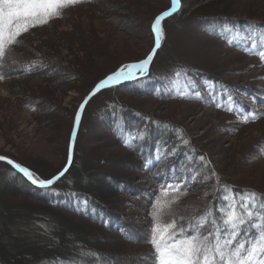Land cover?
I'll use <instances>...</instances> for the list:
<instances>
[{
  "label": "trees",
  "instance_id": "trees-1",
  "mask_svg": "<svg viewBox=\"0 0 264 264\" xmlns=\"http://www.w3.org/2000/svg\"><path fill=\"white\" fill-rule=\"evenodd\" d=\"M110 1L113 2V5L111 4L113 8L107 7ZM117 1L129 5L124 0ZM117 1L82 0L81 3L62 10L61 17L53 18L48 23L30 28L23 33L18 37L21 43L13 46L14 50L6 61L0 62V75L4 76L0 79V85L8 87L18 83L15 81L17 77L40 72L44 74L45 67L28 68L27 62L34 56L26 57L23 51L41 50L45 40L39 33L48 29L56 30L61 21H71L75 18L73 10L77 8H86L90 14H85L83 18L86 22L83 25L87 28L79 23L80 29L78 33H72L73 39L79 43L85 42V46L91 43L96 50L91 51V48H88L89 55L86 56L85 62L79 61V68L69 70L60 65L54 74V84L61 85L64 90H67L72 88L74 82L85 84L87 81L89 85L81 100L83 102L99 81L116 72L121 66L145 59L155 43L153 22L157 15L171 7V0H166L165 7L150 15L151 18H147L151 46L144 55L138 59L121 61L113 65L112 69L103 71L102 60H107L109 55L107 50L113 44V40L111 42L101 40L97 29L95 30L96 26L112 27L115 31L110 30V36L115 39L117 30L134 33L128 27L136 26L133 25L135 17L141 20L132 13L131 9ZM132 1L138 2V0ZM186 2L187 0H181L180 9L168 20L179 16ZM247 3L248 1H243L240 6L237 0L215 1L208 6L210 10L205 11L206 8L201 7L204 12L198 11L186 21L197 20L204 23L219 19L220 22L240 30L246 29L256 21L264 25V14L258 11L253 12L254 10L248 9L245 12L246 16L243 15L245 19L234 15L238 9L249 5ZM214 8L215 10L212 11ZM113 12L116 13L115 16ZM124 13H127L129 18L119 17ZM166 21L162 22L161 47L149 74L136 82L105 87L87 105L75 142L73 160L64 177L49 188H36L9 164L0 161L3 167L0 169L6 177L0 183V264H73V262L74 264H154L151 245L147 242L153 222L151 215L154 210L153 205L159 201L158 206L164 208L177 195L171 189L165 192V186L179 183L180 201L178 204L171 205L175 216L165 215L160 218L161 226L170 224L172 219H176L179 224L180 215L198 214L206 206H212L215 212L221 204L219 201L221 193L216 191L219 185L227 184L236 193L255 190L264 195L263 190L228 182L215 167L210 152L198 147L184 125L155 116L145 109H136L119 97L121 89L143 95L153 91L156 92V97H160L161 90L150 86L151 82L157 80L155 66L158 63L168 65L162 63L165 61L174 67L182 65L173 64V58L170 56L167 59L158 60L161 51L167 48L169 32L165 26ZM97 22L100 24L97 25ZM87 33L92 36L89 37ZM58 39L64 42L65 35L58 33ZM90 40L93 41L90 42ZM114 42L116 44V41ZM35 45L40 47L37 48ZM20 59L24 62H19ZM53 69L51 71H54ZM180 73L187 82L183 88L188 91V94H193L197 86L196 80L186 68H182ZM198 73L197 75L203 76L202 78L210 83L212 92L210 97L207 92L199 90L197 100L212 103L214 106L221 104V107L231 109L230 111L240 114L239 117L242 118L257 110L249 102L243 101L232 89H229L230 95L227 96L224 85L212 75ZM239 91L252 96L259 106H264V86L258 92L251 88H241ZM98 97H105L107 101L100 103L99 107L96 104L92 106V102ZM30 105L33 106L29 102L26 111L34 113L35 108H30ZM35 106H37L36 103ZM77 110L78 107L73 110L70 124L67 129H64L63 136L61 135L64 149L56 166L51 167L46 164L44 161L47 157L33 150L35 148H28L25 151L27 155L36 157L37 160L33 162L26 156L4 153L3 155L28 168L41 179L55 176L68 163L71 134ZM56 120L49 118L42 124L47 130L45 138L50 144L58 143L57 140L49 139V135L56 131ZM126 140L128 143H125ZM183 140L189 143L185 144ZM18 177L27 184L29 189L43 191L44 195L30 193L28 188L16 183ZM55 192L57 196L48 197ZM122 196L126 198L134 196L135 199L146 201L143 203V208L147 211V221H141L139 214L135 216L125 214L124 209L128 201L125 200V204H122L120 198ZM27 225L29 229H25Z\"/></svg>",
  "mask_w": 264,
  "mask_h": 264
},
{
  "label": "rangeland",
  "instance_id": "rangeland-1",
  "mask_svg": "<svg viewBox=\"0 0 264 264\" xmlns=\"http://www.w3.org/2000/svg\"><path fill=\"white\" fill-rule=\"evenodd\" d=\"M124 1L129 5L117 2L124 7L127 6L141 20L134 16L136 19L133 25L136 26L128 27L134 33L117 30L115 39L110 36V30H114L112 27L96 26L95 30L97 29L101 40L110 42L113 40V44L107 50L109 53L107 60H102L103 71L112 69L113 65L121 61L138 59L144 55L151 46L149 19L147 20V18H151L156 11L166 5V0ZM215 1L220 0H187L181 14L166 21L165 26L169 32L166 41L167 48L161 51L158 60L167 59L170 56L173 58V64L180 63L182 65L174 67L165 61L162 63L168 65L158 63L155 66L157 80L151 82L150 86L158 87L161 90L159 93L161 96L156 97V92L153 91H148L146 95H143L121 89L119 97L136 109H145L155 116H161L178 123V125H184L198 147L210 152L212 162L228 182L264 191V106H259L252 96L239 91L241 88H251L258 92L264 86V60H261L256 54L245 51L246 47L251 46L253 39H258L260 34H264V25L256 21L246 29L240 30L220 22L219 19L204 23L197 20L186 21V19L190 20L194 13L204 12L201 10L203 7L206 8L205 11L210 10L208 6ZM237 1L240 6L243 1H248L247 4H249L234 13L237 17L246 16L245 12L248 9L264 14V0ZM112 3L110 1L107 7L113 8ZM214 10L215 8L212 11ZM73 13L75 18L69 20L70 22L61 21L56 30L48 29L39 33L45 40L41 50L23 51L26 57L34 56L27 62L28 68L45 67L44 74L40 72L39 74L17 77L15 81L18 83L8 87L0 85V155L4 153L26 156L33 162L37 160L36 157L27 155L25 151L28 148H35L33 150H37L47 157V160L44 161L46 164L51 167L58 164V158L64 149L61 135L70 124L73 110L82 104L81 100L89 83L87 81L85 84L74 82L72 88L64 90L61 85L54 84V74L60 65L69 68V70L79 68V61L85 62L86 56L89 55L88 48L90 47L91 51L96 50L91 43H88L89 46H85V42L79 43L73 39L72 34L73 32L78 33L79 23L82 27L87 28L83 25L86 23L83 18H85V14H90L89 10L77 8L73 10ZM113 14L115 16L116 13L113 12ZM120 15L119 17L129 18L127 13ZM98 24L100 23L97 22ZM58 33L65 35L64 42L58 39ZM87 35L92 36L89 33ZM92 41L90 40V42ZM110 42L108 43L110 44ZM162 55L164 56L162 57ZM19 62L23 63L24 60L20 59ZM49 67L51 69H48ZM52 68L54 71H51ZM182 68H186L196 80L197 86L193 94H188V91L183 88L187 83L185 78L176 75ZM198 72H203L207 76L212 75L214 79L221 82L227 96L230 95L229 89L238 93L243 101L249 102L253 108L257 109L254 111L257 118H249L247 122H244L243 118L239 117L240 114L221 107V104L214 106L212 103L197 100L199 90L207 92L210 97L212 92L210 83L202 78L203 76L197 75ZM190 96L195 97L191 98ZM33 101L37 106L34 107ZM106 101L107 98L98 97L92 102V106L96 104L99 107L100 103ZM29 102L33 104V106L30 105V108H35L34 113L26 111ZM49 118L57 119L56 131L51 129L54 132L49 135V139L57 140L58 143L50 144L45 138L47 130L42 124ZM0 168H3L2 165ZM134 173L136 174V171ZM5 179V173L0 169V183ZM16 183L28 188L20 177ZM29 192L35 195H44V192L40 190L29 189ZM52 195L57 196L58 194L51 193L48 197L52 198ZM120 198L122 204H125V200L128 201V205L124 209L125 214L134 216L139 214L141 221H147V211L143 208V203L146 201L135 199L134 196ZM134 216L133 219H135ZM29 228L28 225L25 226V229Z\"/></svg>",
  "mask_w": 264,
  "mask_h": 264
},
{
  "label": "snow or ice",
  "instance_id": "snow-or-ice-1",
  "mask_svg": "<svg viewBox=\"0 0 264 264\" xmlns=\"http://www.w3.org/2000/svg\"><path fill=\"white\" fill-rule=\"evenodd\" d=\"M81 2L82 0H0V62L6 61L14 50L13 46L21 43L18 37L23 33L46 24L53 18L61 17L62 10ZM180 4L181 0H171V7L155 18L152 25L155 32L153 52L138 63L121 66L116 72L99 81L90 96L110 86V83L136 79L138 73L144 74L155 50L160 47L162 21L178 11ZM245 51L264 60V34L253 39L251 46L246 47ZM176 75L179 77L181 73L177 72ZM3 78L0 75V79ZM249 117L256 119L257 115H244V122ZM79 122L78 113L76 124ZM183 143L187 144L189 141L183 140ZM0 161L14 164L4 156H0ZM70 165L71 153L68 166ZM68 166L49 179H40L28 168L14 164L32 184L42 188L54 185L65 175ZM169 189L177 195L164 208H160L157 201L151 213L153 222L147 242L151 245L154 264H264V195L255 190L236 193L227 184L219 185L216 191L221 193V204L215 212L212 206H206L198 214L180 215L179 224L176 219H172L170 224L161 226L160 218L165 215L175 216L171 205L180 201V184L165 186V192Z\"/></svg>",
  "mask_w": 264,
  "mask_h": 264
},
{
  "label": "water",
  "instance_id": "water-1",
  "mask_svg": "<svg viewBox=\"0 0 264 264\" xmlns=\"http://www.w3.org/2000/svg\"><path fill=\"white\" fill-rule=\"evenodd\" d=\"M180 6V5H179ZM179 6H178V9H179ZM176 13V12H175ZM174 13V14H175ZM160 15V14H159ZM172 16V15H171ZM171 16H169V17H171ZM169 17H167V18H169ZM167 18H165V20L167 19ZM154 32V31H153ZM154 36H155V32H154ZM160 45H161V43H160ZM154 47H155V45H154ZM154 47L152 48V50H151V52L150 53H152L153 52V49H154ZM160 48V47H159ZM159 48H157L156 50H155V54H154V56H153V59L151 60V62H150V64L148 65V67L146 68V70H145V72L146 71H149V69H150V67H151V64H152V62H153V60H154V57H155V55H156V53L158 52V50H159ZM148 57V56H147ZM136 63H138V62H136ZM140 76V75H139ZM131 80H133V79H130V80H121L120 82H117V83H114V84H111L110 83V86H117V85H120L121 83H124V82H128V81H131ZM94 90V89H93ZM93 90L90 92V94L93 92ZM100 91H98V92H96L95 93V95H91L90 96V94L87 96V102H85L86 101V99L82 102V104L81 105H83V108L81 109V105H80V107H79V109H78V112H77V114L79 113V115H80V122H79V124L77 125L76 124V119H75V124H74V128H73V131H72V135H71V142H70V152H69V158H70V153H71V163H72V160H73V153H74V146H75V142H76V139H77V135H78V133H79V129H80V126H81V122H82V119H83V115H84V112H85V109H86V107H87V105L89 104V102L99 93ZM90 97V98H89ZM76 117H77V115H76ZM0 156H3V155H0ZM4 157H7V156H4ZM8 159H10L11 161H13L14 162V164L15 163H17L15 160H13L12 158H9V157H7ZM2 162H5V163H7L6 161H2ZM8 164V163H7ZM14 164L13 165H10L12 168H14V170H16L17 171V173L18 174H20L23 178H25V180H27L30 184H32L31 183V181H29L28 179H27V177L26 176H24V174L23 173H21L18 169H16L15 167H14ZM69 165V160H68V163H67V165L66 166H68ZM69 168H70V166H68V170H69ZM68 170H67V172H68ZM67 172H65V174L67 173ZM35 176L36 177H38L36 174H35ZM65 176V175H64ZM63 176V177H64ZM39 178V177H38ZM62 178V177H61ZM60 178V179H61ZM59 179V180H60ZM58 180V181H59ZM33 186H35V187H39V188H42V187H40V186H38V185H35V184H32ZM53 186V185H52ZM51 187V186H50Z\"/></svg>",
  "mask_w": 264,
  "mask_h": 264
}]
</instances>
